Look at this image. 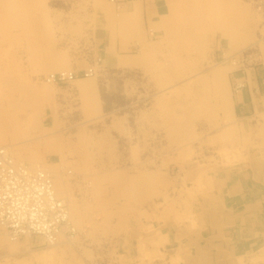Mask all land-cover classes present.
Returning a JSON list of instances; mask_svg holds the SVG:
<instances>
[{"label": "crops", "instance_id": "0c3cea01", "mask_svg": "<svg viewBox=\"0 0 264 264\" xmlns=\"http://www.w3.org/2000/svg\"><path fill=\"white\" fill-rule=\"evenodd\" d=\"M49 1L50 21L17 45L25 85L96 57L143 74L106 109L98 78L50 87L30 143L18 129L30 114L0 106V141L38 150L75 200L72 263L264 264V0ZM248 48L259 55L244 68L228 62ZM132 95L147 103L132 109Z\"/></svg>", "mask_w": 264, "mask_h": 264}, {"label": "rangeland", "instance_id": "374dc122", "mask_svg": "<svg viewBox=\"0 0 264 264\" xmlns=\"http://www.w3.org/2000/svg\"><path fill=\"white\" fill-rule=\"evenodd\" d=\"M48 1L49 0H43V1L42 0H0V25H2L0 26V106L8 113L10 117L14 119H16L17 116L20 117L21 115L24 114H31V116L38 115L42 113L43 110H45V107L51 106L52 100H54L53 95L51 93L52 91L49 92L51 86L49 85L50 86L49 89L47 87L46 88L44 87L48 85L46 83H38V82H34V80H31L35 85L38 86L40 85L41 87L40 89H42L43 87L45 89L46 97H43L42 104L39 103L40 101L38 103L34 101L33 99L34 95L31 97L32 92L30 93L29 90L23 91V89L20 90L17 87L22 82L21 73L23 71V64L21 62L20 56H18L17 53V49H18L17 45L23 42L22 37L24 35L30 38L31 37L37 38L38 30L41 28L40 26L44 28L47 24L46 22L50 21V17H48V13L46 11L47 6L45 4ZM49 3L53 4V0L52 1L50 0ZM41 20H43L42 23ZM97 69H98V73L96 76L100 81V89L105 101L104 104L105 109L107 108V104L109 103V101L117 102V103L125 102V98H126L125 94L120 93V88L125 86L126 78L127 79L131 78L130 81H132L133 83L132 88L134 87V83L141 84L143 80L142 79L143 74L142 73L139 74L138 71H135L136 72L135 74L134 71H129L126 69L106 70V68H104L102 64L101 57ZM65 83L68 84L70 83V81L59 83L58 85H62ZM49 93L51 94V96L49 95ZM48 96L50 97L48 98ZM129 97L131 99L130 104L132 109H135L136 107L143 105L144 100H141L140 97L136 98V96L134 95ZM134 101L137 103L136 105H134ZM10 104H12V106ZM30 120L31 121L29 123L20 121L18 124L19 126L18 129L21 131V133L24 130L27 131V128L29 129L30 134L26 136L22 135L21 138V140L23 141L26 140L29 143L34 139V134H33L34 131L38 130L37 128H34V123L32 119ZM0 143H6V142L0 141ZM35 156L36 153L32 149L29 158L33 159L32 157ZM33 162H37V161H33ZM43 165L42 166L46 169L47 166L45 164ZM61 184L62 183H59V188L63 187V184L62 185ZM1 235L2 234H0V264H36V262L37 264H71L72 263L70 258L71 246L69 244L68 245L66 244V246L63 247L64 250L61 253L55 254V251H51L52 249L49 250L47 249L48 251H45L44 248L38 249L39 251L38 250L33 251L29 249L28 247L30 246V244L27 242L29 239L27 240L26 237L20 238V240L17 241L16 243H11L9 240H7V237L4 234L3 235L5 238L1 237ZM32 238L34 237L32 236ZM41 245L44 244L42 243L38 246ZM23 247L26 250L28 249L30 250L29 252L24 253L25 255H23L21 252ZM37 255H41V256L38 257ZM102 255L103 256L101 257L103 258V260L99 261L102 264H108L112 259L113 260L116 259L115 256H110L105 252ZM77 263L81 264L79 261H77ZM110 264H117V262L115 260Z\"/></svg>", "mask_w": 264, "mask_h": 264}, {"label": "built area", "instance_id": "2783aa9c", "mask_svg": "<svg viewBox=\"0 0 264 264\" xmlns=\"http://www.w3.org/2000/svg\"><path fill=\"white\" fill-rule=\"evenodd\" d=\"M261 6L259 4L257 8ZM237 55L229 57L232 58L231 63L243 68L257 57L252 48ZM99 62L100 58L97 57L94 64L98 66ZM91 71L95 74V69L89 67L75 73L58 72L51 78L59 84L87 76ZM67 223V208L57 198L49 175L42 170H31L22 163L13 162L7 149L0 147V225L13 238L38 235L51 241L55 240ZM74 233V228L68 229L70 236Z\"/></svg>", "mask_w": 264, "mask_h": 264}, {"label": "bare ground", "instance_id": "6f19581e", "mask_svg": "<svg viewBox=\"0 0 264 264\" xmlns=\"http://www.w3.org/2000/svg\"><path fill=\"white\" fill-rule=\"evenodd\" d=\"M43 1V0H42ZM111 1H114V0H111ZM260 2V1H259ZM259 5V4H258ZM43 6V5H42ZM44 7V6H43ZM42 10V9H41ZM44 10V9H43ZM259 10V9H258ZM24 17H25V15H24ZM4 22V21H3ZM0 26H2V25H0ZM149 31V30H148ZM248 49H250V48H248ZM245 50H247V49H245ZM244 51V50H243ZM226 52V51H225ZM225 52H223V53H225ZM242 52V51H241ZM257 52V51H256ZM95 53V52H94ZM240 53V52H239ZM239 53H236V54H232V55H228L229 57H234V56H238L237 54H239ZM259 53V52H258ZM259 54H257V56H258ZM97 58V57H96ZM100 58V57H99ZM222 58H224V57H222ZM227 58V57H226ZM232 58H228L227 60H228V62L231 64V65H233L232 63H231V59ZM95 60V59H94ZM223 61V60H222ZM258 61V60H257ZM227 62V63H228ZM90 63H91V61H90ZM89 63V64H90ZM104 63V62H103ZM254 63V62H253ZM256 63V62H255ZM15 65V64H14ZM89 67H93L94 69H95V74H92V71H91V73L90 74H88L87 76H84V78H98L97 76H96V74L98 73V69H97V67L98 66H96V64H94V63H92V64H90L89 66L87 65V67L86 68H84L83 70H86V69H88ZM82 70V71H83ZM107 70V69H106ZM8 71V70H7ZM6 71V72H7ZM57 71V70H56ZM129 71H136V70H129ZM3 72V71H2ZM10 72V71H9ZM58 72H68V73H75V72H77L75 69H69V70H60V71H57V72H48V73H45V74H39V75H37V77H35V78H33L32 80H34V82H38V83H46V84H48L47 86H44L45 88L47 87L48 89H49V87L51 86V87H53V86H57L58 85V83H55L54 81H52V78H51V75H55L56 73H58ZM17 73V72H16ZM141 72H139V74H140ZM6 74V73H5ZM102 74V73H101ZM105 74V73H104ZM120 74V73H119ZM135 74H136V72H135ZM129 75H131V74H129ZM138 76V75H137ZM120 77V76H119ZM77 78H79V77H76V78H74V79H71L70 80V82H72V81H74L75 79H77ZM120 79V78H119ZM131 79V78H130ZM100 82V81H99ZM132 82V81H131ZM135 82H136V80H135ZM28 84L27 85H25L24 84V82L22 81L20 84H19V86H17L20 90H22L23 89V91H25V90H29V92L31 93L32 92V95H31V97L33 96V99H34V101L35 102H37L38 101V99L39 98H41L42 100H43V97H46V93H45V89H44V87L42 88V89H36L35 88V84L31 81V83H30V81L29 82H27ZM142 83V82H141ZM33 84V85H32ZM128 84V83H127ZM50 85V86H49ZM39 87V86H38ZM125 87V86H124ZM127 87H129V86H127ZM140 87V86H139ZM143 87V86H142ZM146 87V86H145ZM39 88H41V87H39ZM127 90V89H126ZM134 90H135V88H134ZM133 90V91H134ZM140 90V89H139ZM143 90V89H142ZM129 91V90H128ZM141 91V90H140ZM135 94V93H134ZM140 95V94H139ZM30 97V98H31ZM137 98V97H136ZM147 100H148V98H146ZM146 99H143L145 102H146ZM144 101H143V103H144ZM12 102V101H11ZM30 102V101H29ZM135 102V101H134ZM10 103V102H9ZM136 103V102H135ZM147 103V102H146ZM13 104V103H12ZM12 104H10L11 106H12ZM137 104V103H136ZM9 105V106H10ZM148 105V104H147ZM10 106V107H11ZM14 106V105H13ZM146 106V105H145ZM8 107V106H7ZM136 107V106H135ZM140 107V106H139ZM141 108V107H140ZM132 110V109H131ZM36 116H38V115H32L31 116V114H30V116H28L26 119H25V121H26V123H29L31 120L30 119H32V121H33V123L35 124L36 122H35V120H34V117H36ZM24 120V119H23ZM27 128V127H26ZM28 128H27V134L26 135H28V134H30V133H28ZM60 131V130H59ZM56 132V131H55ZM48 133H50V132H48ZM55 137V136H54ZM62 137V136H61ZM49 138V137H48ZM62 142H63V140H62ZM50 144V143H49ZM57 145V144H56ZM0 147H4L5 149H7V152L9 153V155H10V157L12 158V160H13V162H16V163H22V164H24V165H26L27 166V168H29V169H31V170H37V169H39V170H42V171H44L45 173H47L48 175H49V177L51 178V180H52V184H53V189H54V191H55V194H56V196H57V198L59 199V200H61L63 203H64V205L66 206V208H67V214H68V223L66 224V225H64L63 226V228H62V230L60 231V233L59 234H57V237L55 238V240L53 239V240H51V241H47L45 238H43V237H41V236H39V237H41V239H42V243L44 244V245H41V246H38V247H36V248H38V249H42V248H44V250L45 251H48L49 249H52L51 251H55V254H57V253H61L64 249H63V247L64 246H66V244L68 245H70L71 247L74 245L73 244V242L75 243L76 242V237H77V233H78V228H77V225H78V221H77V218H76V215H77V211H76V206H75V203H74V198H73V200H72V198H70V196H67V195H65L64 193H63V191H62V188H59V183H62L63 184V182H62V180L61 179H59V178H54L53 177V175H52V170L51 169H49V168H47L46 167V169L48 170H46L38 161V159L35 157L34 159H30V158H27V157H25V156H23V155H20V153H19V149H17V145L15 144V143H12V142H10V143H0ZM72 147V146H71ZM33 151H34V148H33ZM38 150H35L34 152H37ZM29 157V156H28ZM243 157V156H242ZM239 158V157H238ZM245 159V158H244ZM33 161H37V162H33ZM240 161V160H239ZM205 162V161H204ZM207 162V161H206ZM221 162V161H220ZM224 162H225V160H224ZM236 162V161H235ZM223 163V162H222ZM225 163H230V162H225ZM232 163V162H231ZM210 166V165H209ZM192 167V166H191ZM178 169V168H177ZM54 171V170H53ZM177 171V170H176ZM211 171V170H210ZM199 173H201V172H199ZM142 174V173H141ZM145 175H147V174H145ZM116 176V175H115ZM119 176V175H118ZM99 177V176H98ZM112 177V176H111ZM117 177V176H116ZM136 177V176H135ZM97 178V177H96ZM131 177H129V181L131 180L130 179ZM136 178H138V176L136 177ZM136 178H134L133 177V179H132V181H134L133 182V184L135 183V179ZM142 177H140V179H141ZM200 178V177H199ZM106 179V178H105ZM197 179H198V176H197ZM197 179H195V180H197ZM144 180V179H143ZM142 180V182H144ZM200 180V179H199ZM61 181V182H60ZM109 181V180H108ZM118 181H119V179H118ZM128 181V182H129ZM138 181V183H140V181L141 180H137ZM216 181V180H215ZM146 182V181H145ZM125 183V182H124ZM199 183V182H198ZM207 183V182H206ZM61 184V185H62ZM143 184V183H142ZM98 185V184H97ZM118 185V184H117ZM130 186H131V184H129ZM202 185V184H201ZM210 185V184H209ZM136 186V185H135ZM139 186V185H138ZM143 186H146V184L145 185H143ZM100 187V186H99ZM113 187V186H112ZM141 187H142V185H141ZM202 187V186H201ZM200 187V188H201ZM116 188V187H115ZM114 188V189H115ZM130 188V187H129ZM128 188V189H129ZM132 188V187H131ZM137 188V187H136ZM143 188V187H142ZM112 189V188H111ZM125 189V188H124ZM133 190H134V188H133ZM143 190H144V188H143ZM142 190V191H143ZM98 191H99V189H98ZM139 191V190H138ZM141 191V190H140ZM97 192V191H96ZM95 192V193H96ZM114 192H116V191H114ZM118 192V191H117ZM131 192V191H130ZM133 192H135V190L134 191H132V193ZM94 193V194H95ZM108 193H109V191H108ZM120 193V192H119ZM131 193V194H132ZM142 193V192H141ZM146 193V192H145ZM103 194V193H102ZM111 194V193H110ZM98 194H96L95 195V197L97 196ZM104 195V194H103ZM102 195V196H103ZM124 195H126V193H124ZM72 196V195H71ZM99 196V195H98ZM108 196V195H107ZM132 196H134L133 194L131 195V197H129V198H132ZM140 197H141V195H139ZM138 197V196H137ZM137 197H133L134 199L135 198H137ZM97 198H99V197H96V199ZM121 198V197H120ZM141 199H142V197H141ZM83 200V199H82ZM94 200H95V198H94ZM111 200H114V198L113 199H111ZM124 200H126V199H124ZM140 200V199H139ZM96 201V200H95ZM83 202V201H82ZM150 202V201H149ZM109 203V202H108ZM111 203V202H110ZM153 204V203H152ZM85 205H87V204H85ZM88 206V205H87ZM90 206V205H89ZM156 206V205H155ZM84 207V206H83ZM107 207V206H106ZM86 208H89V207H86ZM108 208V207H107ZM156 209V208H155ZM84 210V209H83ZM104 210V209H103ZM123 210V209H122ZM78 211H79V209H78ZM82 211V210H81ZM87 211V210H86ZM90 211V210H89ZM124 212H125V210H123ZM87 213V212H86ZM78 215H80L79 213H78ZM77 215V216H78ZM99 215V214H98ZM97 215V216H98ZM112 215V214H111ZM96 216V215H95ZM121 216H124V214L123 215H121ZM83 217V216H82ZM99 217V216H98ZM102 217V216H101ZM84 218V217H83ZM82 218V219H83ZM96 218V217H95ZM89 219H92L91 217L89 218ZM88 219V220H89ZM97 219V218H96ZM95 219V220H96ZM100 219V218H99ZM104 219V218H103ZM81 220V219H80ZM87 220V221H88ZM94 219H92V221H93ZM102 220V219H101ZM108 220V219H107ZM106 221V220H105ZM83 222V221H82ZM104 222V221H103ZM84 223V222H83ZM91 223V222H90ZM104 223H106V222H104ZM81 224V223H80ZM95 224V223H94ZM99 224V223H98ZM101 224L102 223H100V226H101ZM116 224V223H115ZM93 225V224H92ZM91 225V226H92ZM117 225V224H116ZM94 226V225H93ZM95 226H97V225H95ZM99 226V225H98ZM115 226V225H114ZM121 226V225H120ZM119 226V227H120ZM71 228H74L75 229V233L72 235V236H70L69 234H68V229H71ZM90 228H92V227H90ZM93 228H95V227H93ZM99 229V228H98ZM114 230H116L115 229V227H114ZM118 230V229H117ZM98 231H100V230H98ZM115 232H117V231H115ZM103 234H101V235H104L105 233L104 232H102ZM114 233V232H113ZM118 233V232H117ZM0 234H4L6 237H7V240H9L11 243H16L17 241H19L20 240V238H22V237H20V238H13L12 237V235L9 233V231L5 228V227H3V226H1L0 225ZM98 234V233H97ZM96 234V235H97ZM160 234V233H159ZM1 235V237H4V235L2 236ZM99 235V234H98ZM32 236H38V235H24L23 236V238H25L26 237V239H29V238H31ZM5 238V237H4ZM94 238V237H93ZM98 239H99V237H98ZM78 240V239H77ZM95 240V239H94ZM100 241V240H99ZM78 242V241H77ZM41 243V244H42ZM38 249H34V250H38ZM48 249V250H47ZM33 250V251H34ZM83 250V249H82ZM81 250V251H82ZM86 250V249H85ZM18 252V251H17ZM29 252V251H28ZM36 252V251H35ZM34 252V253H35ZM78 253H79V251H78ZM72 254V253H71ZM80 254V253H79ZM89 254H91V253H89ZM10 255V254H9ZM15 255V254H14ZM27 255V254H26ZM8 256V255H7ZM11 256V255H10ZM20 256V255H19ZM30 256V255H29ZM38 257H40L41 255H37ZM87 256L89 257V255L87 254ZM91 256V255H90ZM28 257V256H27ZM31 257V256H30ZM65 257V256H64ZM3 258H5V257H3ZM59 259V258H58ZM97 259V258H96ZM57 260V259H56ZM55 263H57V262H55ZM63 263H64V261H63ZM93 263H94V261H93ZM36 264H37V262H36ZM72 264V263H71Z\"/></svg>", "mask_w": 264, "mask_h": 264}, {"label": "trees", "instance_id": "16d2710c", "mask_svg": "<svg viewBox=\"0 0 264 264\" xmlns=\"http://www.w3.org/2000/svg\"><path fill=\"white\" fill-rule=\"evenodd\" d=\"M102 95V98H103V94H101ZM104 99V98H103ZM104 109H105V105H104Z\"/></svg>", "mask_w": 264, "mask_h": 264}]
</instances>
